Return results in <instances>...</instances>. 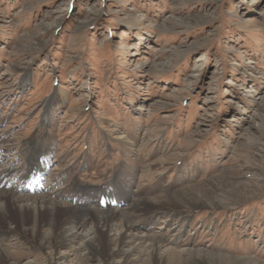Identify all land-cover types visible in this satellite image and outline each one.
<instances>
[{
    "label": "rangeland",
    "instance_id": "1",
    "mask_svg": "<svg viewBox=\"0 0 264 264\" xmlns=\"http://www.w3.org/2000/svg\"><path fill=\"white\" fill-rule=\"evenodd\" d=\"M41 158L40 190L21 189ZM0 174L79 210L83 236L112 183L162 242L133 264H264V0H0Z\"/></svg>",
    "mask_w": 264,
    "mask_h": 264
},
{
    "label": "bare ground",
    "instance_id": "2",
    "mask_svg": "<svg viewBox=\"0 0 264 264\" xmlns=\"http://www.w3.org/2000/svg\"><path fill=\"white\" fill-rule=\"evenodd\" d=\"M44 159L47 158L35 159L38 163L31 164L30 172L39 166H45ZM43 171L46 172V169ZM115 194L120 199L118 192ZM185 194L176 193L172 200L183 199L192 204ZM131 207L134 211L140 209L136 205ZM86 210L84 216L86 222L91 221L93 232L83 236L79 222L81 212L74 207L52 201L45 196H16L0 189V238L23 239L26 243L35 245L50 262L62 258L63 249H70L78 258V264H88L86 261L90 257H98L101 264H133L145 250L152 261L156 262V254L162 242L156 236H139L133 233L135 226L128 218V214L132 213L131 209L113 207L107 211ZM133 243L135 246H132ZM225 259L238 264L246 262L245 259ZM0 264H15L4 245H0Z\"/></svg>",
    "mask_w": 264,
    "mask_h": 264
}]
</instances>
